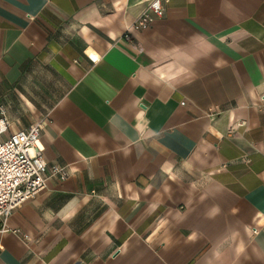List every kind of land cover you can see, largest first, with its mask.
<instances>
[{
  "label": "crops",
  "instance_id": "0c3cea01",
  "mask_svg": "<svg viewBox=\"0 0 264 264\" xmlns=\"http://www.w3.org/2000/svg\"><path fill=\"white\" fill-rule=\"evenodd\" d=\"M150 1L0 0V142L69 170L0 264H264V0Z\"/></svg>",
  "mask_w": 264,
  "mask_h": 264
},
{
  "label": "built area",
  "instance_id": "2783aa9c",
  "mask_svg": "<svg viewBox=\"0 0 264 264\" xmlns=\"http://www.w3.org/2000/svg\"><path fill=\"white\" fill-rule=\"evenodd\" d=\"M169 0H151L136 19L134 26L149 28L156 17L163 15L164 3ZM130 39L129 34H125ZM264 99V95H262ZM0 133L9 127L5 111L0 108ZM43 121H36L25 129L18 130L0 142V233L10 230L8 220L13 211L25 201L35 197L47 187L49 178L67 179L69 170L65 165L49 166L39 141ZM256 231V229H254ZM13 232L28 238L20 229Z\"/></svg>",
  "mask_w": 264,
  "mask_h": 264
}]
</instances>
